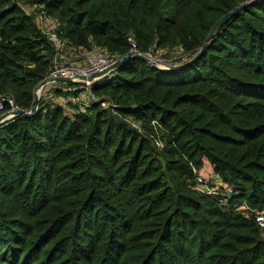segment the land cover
<instances>
[{
    "label": "trees",
    "instance_id": "1",
    "mask_svg": "<svg viewBox=\"0 0 264 264\" xmlns=\"http://www.w3.org/2000/svg\"><path fill=\"white\" fill-rule=\"evenodd\" d=\"M245 1L0 0V95L26 110L49 74L39 6L75 47L122 57L132 38L169 64ZM204 50L181 70L116 67L91 87L114 109L39 104L0 123V264H264V0Z\"/></svg>",
    "mask_w": 264,
    "mask_h": 264
},
{
    "label": "built area",
    "instance_id": "2",
    "mask_svg": "<svg viewBox=\"0 0 264 264\" xmlns=\"http://www.w3.org/2000/svg\"><path fill=\"white\" fill-rule=\"evenodd\" d=\"M35 19L37 20L38 27L46 34L54 48V56L48 72L49 74L44 78L47 82L41 88L39 87L35 89L38 92L39 104L42 106L48 105L49 107H55L59 104L64 108L85 111L92 103H98L100 107L114 109L115 104L110 99H102L99 95H95L92 92L91 87L95 83L105 80L110 74H112L113 70H115L113 66L119 57L108 53L105 48L98 45L92 46L89 49H84L80 46H73L59 35L56 26L52 25L53 20L47 16L41 6H39V11L35 12ZM129 40L131 45L129 52L142 54L148 57L153 55L158 61H155V58L148 59L163 68H168L170 64H175L165 63L156 53L139 52L136 48L135 41L132 38H129ZM79 53L85 54L82 63H76L73 61L75 57L80 56ZM185 60L187 59L184 58L181 62ZM61 76L70 79V84H66L59 89L61 92L44 90L46 84L58 82L56 79ZM15 109H18V107L14 104L12 98H5L0 95L1 114H6L8 119L13 118L14 116L11 114ZM120 117L122 120L128 119L129 122L126 123L131 125L132 128H137L142 131L141 125L131 117L125 115H121ZM199 181L203 182L201 186L196 187L199 193L207 196L210 194H222L219 191L218 183L220 179L218 177H200ZM210 181L212 184L208 185L207 183ZM216 182L217 185H214ZM246 207L247 205L245 203L241 205V208L244 210ZM252 211L255 222L264 235V208L260 210L253 209ZM245 212L246 214H249L248 211Z\"/></svg>",
    "mask_w": 264,
    "mask_h": 264
},
{
    "label": "water",
    "instance_id": "3",
    "mask_svg": "<svg viewBox=\"0 0 264 264\" xmlns=\"http://www.w3.org/2000/svg\"><path fill=\"white\" fill-rule=\"evenodd\" d=\"M254 1H258V0H250V1H245L244 3L240 4L239 6L235 7L234 9L230 10L227 12V14H225L224 16H222V18L219 20V22L215 25V27L213 28V30L211 31V33L208 35V37L206 38L205 42L200 46L199 51L192 55L190 58H187V60L180 62V63H175V64H170L168 66V68H163L161 66H158L156 64L153 63V61L149 60L148 58H146L144 55L142 54H136V53H132L129 52L128 54L119 57L117 59V61L115 62V65L113 66L114 69L116 67H119L121 64L126 63L128 60H130L133 56L139 57L143 60H145L148 64L150 65H154L156 68L161 69V70H165V71H174V70H181L186 68L189 64H191L193 61H195L198 57H200V55L205 51V47L206 45L209 43V41L215 36V34L217 33V31L222 27V25L229 19H231L233 16H235L237 14V12L240 11V9L248 4V3H252ZM56 81L61 82V81H66L69 82L70 79L66 78V77H59L56 79ZM46 79H43V81H41L37 88H41L45 83H46ZM34 98H33V102L31 104V106L29 108L25 109H15V111L12 112V116H32L37 112V107L39 105V97H38V92L36 90H34ZM8 119L7 115L5 114H1L0 115V123L4 122Z\"/></svg>",
    "mask_w": 264,
    "mask_h": 264
},
{
    "label": "crops",
    "instance_id": "4",
    "mask_svg": "<svg viewBox=\"0 0 264 264\" xmlns=\"http://www.w3.org/2000/svg\"><path fill=\"white\" fill-rule=\"evenodd\" d=\"M80 55V56H79ZM79 57H75L73 59L74 62L76 63H82L84 61V56L85 54L84 53H79ZM63 83L59 84L60 82H56V83H49V84H46L44 86V90L47 91V90H53V91H57V89H61L62 86L66 85V81H62Z\"/></svg>",
    "mask_w": 264,
    "mask_h": 264
},
{
    "label": "rangeland",
    "instance_id": "5",
    "mask_svg": "<svg viewBox=\"0 0 264 264\" xmlns=\"http://www.w3.org/2000/svg\"><path fill=\"white\" fill-rule=\"evenodd\" d=\"M159 51V50H158ZM146 58H149V59H152V58H155V61H158L157 60V58L156 57H154L153 55L151 56V57H148V56H145ZM162 67V66H161ZM61 83H63L62 81L59 83V84H61ZM1 115V114H0ZM132 118V117H131ZM133 119V118H132ZM123 121H125V122H129V120L128 119H126V120H124L123 119Z\"/></svg>",
    "mask_w": 264,
    "mask_h": 264
}]
</instances>
